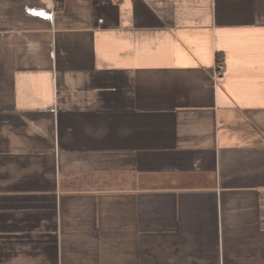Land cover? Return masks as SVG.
<instances>
[{
  "label": "crops",
  "instance_id": "crops-1",
  "mask_svg": "<svg viewBox=\"0 0 264 264\" xmlns=\"http://www.w3.org/2000/svg\"><path fill=\"white\" fill-rule=\"evenodd\" d=\"M0 264H264V0H0Z\"/></svg>",
  "mask_w": 264,
  "mask_h": 264
},
{
  "label": "built area",
  "instance_id": "built-area-1",
  "mask_svg": "<svg viewBox=\"0 0 264 264\" xmlns=\"http://www.w3.org/2000/svg\"><path fill=\"white\" fill-rule=\"evenodd\" d=\"M100 22H102V19L100 20ZM223 69H224V66L221 63H219L217 65V73L218 74L222 73Z\"/></svg>",
  "mask_w": 264,
  "mask_h": 264
}]
</instances>
